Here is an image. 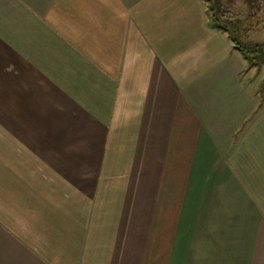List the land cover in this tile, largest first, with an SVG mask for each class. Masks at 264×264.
<instances>
[{"label":"crops","instance_id":"0c3cea01","mask_svg":"<svg viewBox=\"0 0 264 264\" xmlns=\"http://www.w3.org/2000/svg\"><path fill=\"white\" fill-rule=\"evenodd\" d=\"M211 12L0 0V264H264V63Z\"/></svg>","mask_w":264,"mask_h":264},{"label":"trees","instance_id":"16d2710c","mask_svg":"<svg viewBox=\"0 0 264 264\" xmlns=\"http://www.w3.org/2000/svg\"><path fill=\"white\" fill-rule=\"evenodd\" d=\"M212 5V13L215 19V25L221 29L228 31L235 41L236 46L241 49L246 57L253 63L261 65L264 63V46L260 43L243 42L240 38L244 36L245 31L248 32L253 28L242 30V20L237 18V14L223 6L221 0H210ZM251 11L248 17H253L255 10L264 8V0H246Z\"/></svg>","mask_w":264,"mask_h":264},{"label":"rangeland","instance_id":"374dc122","mask_svg":"<svg viewBox=\"0 0 264 264\" xmlns=\"http://www.w3.org/2000/svg\"><path fill=\"white\" fill-rule=\"evenodd\" d=\"M223 6L227 9L233 10L237 14V18L242 20V30L250 29V32L244 33L240 39L245 42L260 43L264 46V8L255 10L253 17H248V14L253 11L246 2V0H221ZM207 5L212 9L210 0H206ZM212 11V10H211ZM210 19L215 24L213 13L210 14ZM249 33V34H248ZM9 69L3 70V75L9 74ZM8 71V72H7Z\"/></svg>","mask_w":264,"mask_h":264}]
</instances>
